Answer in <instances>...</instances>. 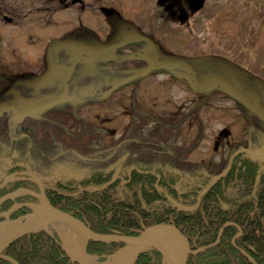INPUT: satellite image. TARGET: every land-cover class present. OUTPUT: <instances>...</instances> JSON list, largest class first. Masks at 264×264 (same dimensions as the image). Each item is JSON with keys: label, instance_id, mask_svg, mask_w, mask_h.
Masks as SVG:
<instances>
[{"label": "rangeland", "instance_id": "1", "mask_svg": "<svg viewBox=\"0 0 264 264\" xmlns=\"http://www.w3.org/2000/svg\"><path fill=\"white\" fill-rule=\"evenodd\" d=\"M19 1L23 2L19 4L22 7L21 12L15 13L13 17V20L17 21L16 25H5L0 22V64L2 63L3 68L7 69L3 73L5 76L14 75L15 72L27 77L32 73L41 76L61 75L64 68L58 63L49 65L12 62L15 59L34 60L35 55L43 52L49 34H58L61 30L68 33L77 29L84 30L79 25L82 22L85 27H90L100 36L101 48L119 39L131 42L134 34L137 35L136 39L141 35L147 43L143 46L132 44L134 50L130 47L131 50L126 52L124 58L142 63H77L76 65L70 63L69 75L78 77L97 75L107 83L97 82L100 78L91 79L90 89L84 90L86 92L82 100L83 110L79 117L85 122L81 118L74 117H71V121L69 115L64 114H49L51 115L49 116L45 113L47 110L43 108L37 110L31 106L19 107L14 111L3 110L0 114V124L10 113V118L13 116L19 123V133L21 128L27 130L30 128L36 135L31 131L30 139L26 134L21 133L19 136L16 134L20 137L18 147L0 150V178L4 176V166L9 160L2 156L4 154L9 157L13 154L15 161L18 160L21 166L41 175L49 182L56 178L66 180L65 176L71 174L78 176L83 169L90 167V162L81 154V150L86 149V144L90 140L89 130H85V123L89 124L90 128L95 124L107 128L111 124V136L107 138L111 139V165L118 163L123 165L129 152L131 156L140 153L146 144L145 141L149 140L155 142L161 139L169 149L177 145L185 148V154H188L189 152L186 151L190 147L194 148V142H197L198 146L212 143L215 140L214 136H217L221 129L229 132L223 140L233 142L236 134L238 135L241 130L258 131L260 134L258 150H264V124L254 119L249 112L244 111V114L240 112L236 108V99L229 97L221 102L216 100L215 106L218 108L212 110V113L209 110L208 113L212 115L207 118L205 116L208 113L202 109L195 113L190 110L192 99H197L199 96L189 90V80L183 83L170 79L171 75L179 74V70L182 69L180 61L192 68L198 88L207 77L227 79L223 69L232 70L235 66L236 70H241L238 75L233 74L241 85L242 94H240L251 103L245 93L256 91L254 87H257V84L252 86L256 82V76L264 80V0H202L199 8L193 7L190 0H81L82 5L85 6L81 15L76 14H79L77 3L69 4L66 11L55 13L53 20L62 21L58 26H45V15L37 9L40 5L37 0ZM68 3H71L70 0ZM107 50L110 51L109 48ZM156 58L158 63L177 61L178 67L168 65L164 69L169 71V74H157L159 68H147ZM38 59H43V54ZM227 63L233 65L226 66ZM184 69L187 70L186 75H191L187 65ZM140 70L144 72L142 77L131 79L133 74ZM21 77L19 76L18 90L14 92L10 85L7 86L6 83L0 85V87L6 85L0 88V107L16 103L17 94L21 97L30 95L28 100L33 101L32 92L40 87L37 92L43 91L44 84L42 86L37 84L31 89L32 84L29 79H21ZM123 78L136 85L122 84L114 93V84ZM228 79L231 80L232 76ZM109 81L111 108L107 109L106 105L99 106L93 101L96 98L106 100ZM160 82L167 84L163 87ZM262 87L264 88V84ZM44 96L47 95H42ZM40 102L42 103L38 104V107L45 105L43 101ZM252 104L255 105L256 102ZM219 105L221 108L224 106V111L220 112L223 109L219 108ZM194 117L193 126H187L188 121ZM199 118L201 124L205 126L201 125L203 131L198 129ZM64 123L66 126L62 125ZM178 123L183 126L177 132L175 124ZM205 124L208 126L206 127ZM130 125H132L131 129L128 130ZM141 126L147 129L149 134L144 139H141L137 133ZM105 134H107L106 130ZM6 139L7 137L0 134V145L4 143L6 147L7 143L9 144ZM105 145L106 142L100 144L99 148ZM229 151L230 149L225 155ZM151 156L155 160H162L159 156ZM203 157L204 155H199L195 151V157H192L191 161L195 160L199 163L202 162L200 160H203ZM54 227L67 244V248L75 247L77 243L75 232L65 231V226L61 224H54ZM15 233H11V236ZM126 260V254L114 255L101 264H125Z\"/></svg>", "mask_w": 264, "mask_h": 264}, {"label": "flooded vegetation", "instance_id": "2", "mask_svg": "<svg viewBox=\"0 0 264 264\" xmlns=\"http://www.w3.org/2000/svg\"><path fill=\"white\" fill-rule=\"evenodd\" d=\"M14 2V1H6V0H0V22L4 23L5 25H16L17 21L13 20L14 14H18L21 12L22 7L19 6V4L23 1ZM40 5L38 6V10L42 11L45 15V26H58L61 24L62 21H55L54 15L57 12L66 11L69 4H79V14L81 15L84 9V5H82V1H73L70 0L71 3H68V0H37ZM43 15V16H44ZM6 16L10 19L8 20ZM61 19V18H60ZM81 27H83V22L79 23ZM84 30H73L71 32H64L61 30L58 34H49L45 46L43 48V52L37 54L34 56V60L29 59H15L12 63H53V64H60L64 68V72L61 73V75H54V76H41L37 75L36 73H32L28 77L25 75H19V72H15L14 75L10 76H4L1 75L0 77V85L3 83L8 86L10 85V88L14 92V90H18V82L19 76H22L21 79H29V82L32 84V87L37 86V84L43 85V91L37 92L33 91L32 94V100L29 101L27 106L34 107L33 109L41 110H47L45 113L49 114H64L69 116H76L79 118V115L82 113V106H83V96H84V90L90 89V80L99 78L97 75L95 76H73L69 75L70 70V63L75 65L77 63H132L130 60H121L115 59V56H117L119 53L118 49L126 43V40L119 39L117 42L110 43L107 45V47L110 48L109 52H106L107 47L101 48L100 45V38L97 33H95L90 28H82ZM48 33V32H47ZM14 48V46L12 47ZM117 50V51H116ZM41 54H43V59H38ZM32 55V54H31ZM37 57V59H35ZM133 63H142L134 61ZM177 63L169 64V66L178 67L175 65ZM182 64L181 70H179V74L176 76L171 77V80H181L186 82L189 78L188 75H186L187 70L184 69V67L188 66V71L190 74L193 73L192 68L187 63H179ZM150 65V66H149ZM149 67H152L154 69L164 67V63H161L160 66L158 64V60L154 59L151 64H149ZM175 65V66H174ZM227 65H231V63H227ZM226 65V66H227ZM0 67L4 70V65L1 63ZM232 68V67H229ZM224 74L227 76V79L222 78H214V77H207L205 78L204 82L202 83L201 87L197 88L195 86V76H194V88L192 86V82L190 83V86L193 88V93H197V96H200L199 99H192V102L190 103V110L191 112L195 113L196 111H200L201 109L204 110L206 113L210 110L212 113V110L215 111L218 106H215L216 100H219L220 102L226 99L229 95L232 96H238V93L242 94L241 85L239 84L238 79L236 80L235 77H233V74L237 75L241 73V70H236L232 68L230 69H223ZM18 71V68H17ZM72 71V70H71ZM143 71L140 70L139 72H135L133 74V78L142 77ZM183 73L185 75H183ZM3 74V73H2ZM232 76V82L228 79V77ZM193 78V75H192ZM100 83V80L97 81ZM14 83H16L14 85ZM123 82L120 81L119 85ZM125 83L130 84V82L125 81ZM105 84V83H104ZM107 84V83H106ZM6 85L1 86L0 88L5 87ZM163 86V85H162ZM46 92V93H45ZM107 95V106L108 108H111V82L109 81L108 90H106ZM30 93V92H29ZM94 91L91 92L93 94ZM247 97L252 101V99H259V95L261 94L262 100H264V91L256 92V91H249L245 93ZM18 98L21 96L17 94ZM42 95H47L42 97ZM202 95V97H201ZM24 99H29L30 95H23ZM29 96V97H28ZM28 97V98H27ZM40 101H43L45 103L44 106L38 107V104L42 103ZM74 101V102H73ZM244 102V101H243ZM242 102V103H243ZM221 104V103H220ZM264 104V102H263ZM71 105V107H69ZM26 105H23L25 107ZM46 106V107H45ZM242 109L244 110L245 107L250 108L249 104L243 103L241 104ZM203 107V108H201ZM219 108L220 105H219ZM224 106L221 108L223 109ZM252 108V107H251ZM52 109V110H51ZM253 113L252 116L254 119L262 121L264 124V110H260L259 107L253 106ZM224 111L223 110H220ZM56 112V113H55ZM98 115V114H97ZM212 114L208 113L205 117L210 118ZM51 116V115H49ZM222 116V115H220ZM12 118V119H11ZM9 117L7 115L5 121L1 122L0 124V131L3 132V135L7 132L10 134L9 138L11 141H14L16 136L14 135L13 131L15 128V124L18 123L14 120L13 116ZM83 121L84 119L81 118ZM80 119V120H81ZM199 121V131L201 130V125L204 126V124H201L200 118ZM85 122V121H84ZM195 122V117L188 121L187 126L190 125L193 126ZM180 123V122H179ZM175 124L176 130L179 131L182 124ZM63 126H66V123L62 124ZM206 127L208 126L205 124ZM210 125V124H209ZM130 125L128 127V130L131 129ZM144 126V125H143ZM12 128L13 130H9ZM105 128V127H104ZM103 126L98 124L89 127V124L85 123V130H89L90 134V140L86 144V149L81 150V154L85 160L90 162V167L83 169L82 176L79 178L78 183L76 184L77 192L83 197L85 192L88 190V187L94 188L96 186H102L107 185L108 187H111V139H107L111 136V124L107 126V128L104 129ZM141 129L137 132L141 139H144L145 137H148L149 134L147 133L148 130L145 128L140 127ZM105 130L107 131V134H105ZM127 131V130H126ZM228 131L226 129H221L217 136H214L213 142H209L207 145L198 146L197 142H194V148L190 147L187 151L189 152L190 156L188 154H185V148H182L180 146H175L173 149H169L164 145L163 140H156L155 142L149 140L145 141L146 144L144 145L143 149L140 151V155L136 159H129L130 152L128 153L126 159L123 161L125 162H142L145 165H154V162H149L148 160H152L153 156L156 155L161 157L162 160H159L160 164L164 162L165 160H168L167 162L172 163V171L177 175L180 176V174L189 176L190 179L198 180L199 184L197 187H195L192 190V193L198 194L196 197V203L199 202L200 195L206 193L208 190H210L211 187L216 185L218 182L221 181V184H219L215 188H211L213 192L218 193L220 190H225L223 192L224 196L226 193L230 190L228 189V186L231 185H237L236 190L240 192L245 193H259L261 192L262 195H264V187H258L259 183L263 182L264 173H260V170L264 168V160L262 161H254L252 160V155L249 154L247 151H243L244 149H254L255 151H258V144L260 142V134L258 131H249L246 134L241 130L240 133L236 134L235 142L233 141H225L224 138L227 137ZM98 134L103 135L102 137ZM34 135L35 132H34ZM106 135V136H104ZM224 135V136H222ZM139 139V141L141 140ZM262 139V138H261ZM107 140V141H105ZM131 140V139H130ZM106 142L105 147L99 148V145H103ZM81 145V144H80ZM142 145V144H141ZM82 146V145H81ZM143 146V145H142ZM7 148H14L7 146ZM228 148V149H227ZM229 153L225 155V153L228 151ZM195 151L198 152L199 155H204L203 160H200L202 162H197L195 160L191 161L192 157H195ZM251 155V156H248ZM134 157L138 156L137 154L133 155ZM165 156V158L163 157ZM4 157V155H3ZM208 157V158H207ZM4 158L9 159L7 163H5L4 166V177L11 175L10 180L7 182L4 188L6 189L7 193L13 192L16 189H18V178L20 177L19 172L21 171L19 168L18 160L15 161V158L13 157V154L9 156H5ZM88 159V160H87ZM158 164V162H156ZM84 164V163H82ZM119 164V163H118ZM262 164V165H261ZM228 167V170L225 174L218 177L217 176L222 173L226 168ZM87 170V171H85ZM122 166L120 167V171H122ZM129 171L136 170L138 173L142 172L141 168H138L135 165H130L128 167ZM253 171V177H252V184L251 186H248L246 184L245 188V181H246V174ZM255 172V173H254ZM148 173H153L152 170H149ZM126 175V174H125ZM120 178H123L124 175H117ZM159 176V175H157ZM116 177V176H115ZM3 179V178H2ZM1 179V180H2ZM215 179V180H214ZM214 180V182L211 184L210 187L207 188V186ZM28 182V181H26ZM29 183V184H28ZM31 189L38 191L37 187L31 183L28 182ZM264 183V182H263ZM73 188L72 185H65L64 190L68 191ZM200 188V189H199ZM207 188V189H206ZM263 188V189H262ZM206 189L204 192L203 190ZM54 190V189H52ZM50 187L47 186L44 189V193L46 197H48V194L50 192ZM111 191V190H110ZM49 198V197H48ZM17 201V199H15ZM26 201H32L36 202L37 200L33 197H29ZM10 206L14 203V201H10ZM21 202V201H17ZM245 202V199H242L240 201L239 207H244L242 203ZM260 202V200H259ZM260 208H263V206H259ZM247 209H250L247 208ZM264 209V208H263ZM4 206H0V211H4ZM12 216V215H11ZM10 216V218H12ZM253 222H247L246 224H252ZM258 224L259 227H264V220H256L255 224ZM239 228L240 225L236 224ZM257 237H263L264 232L262 231H256ZM256 237V238H257Z\"/></svg>", "mask_w": 264, "mask_h": 264}, {"label": "trees", "instance_id": "3", "mask_svg": "<svg viewBox=\"0 0 264 264\" xmlns=\"http://www.w3.org/2000/svg\"><path fill=\"white\" fill-rule=\"evenodd\" d=\"M167 167L170 166H151L153 173L140 167L142 172L133 170L124 178L114 177L111 172V187L89 188L82 197L74 186L67 195L53 190L49 198L54 206L85 220L98 233L135 235L144 227L173 221L190 247L196 250L186 264H264V236L257 237L255 233L264 232V227L255 224L256 220H264V195L239 193L237 185H227L230 190L224 196L225 190L215 193L211 189L221 184L220 181L200 195L196 203L198 194L192 190L199 181L183 174L177 176ZM260 173L262 175L264 170ZM244 174L246 188V184H252L253 171ZM262 180L264 182V177ZM263 182L258 187H264ZM22 185L26 183L18 182V186ZM5 192L6 189L0 190V195ZM242 199H245L244 207H239ZM10 203H4V208ZM261 205L263 208L259 207ZM25 212L26 209H22L13 216ZM250 221L253 223L246 224ZM225 223L230 224L223 229L219 241L209 246L216 241ZM234 224H239L241 229V235L236 238L238 229ZM120 246L89 240L87 251L105 260ZM3 254L10 260L0 257V264H78L67 256L57 240L42 230L14 237ZM135 264H162V257L156 250L149 249L139 255Z\"/></svg>", "mask_w": 264, "mask_h": 264}, {"label": "water", "instance_id": "4", "mask_svg": "<svg viewBox=\"0 0 264 264\" xmlns=\"http://www.w3.org/2000/svg\"><path fill=\"white\" fill-rule=\"evenodd\" d=\"M201 3H202V0H190V4L195 8H199ZM6 108L8 109L11 107H6ZM256 156H263V155L256 154ZM29 179L36 181L39 184V187L41 189L40 194H34V196L37 199H39L40 202L38 204H32L31 213L26 214L14 220L0 222V231L8 225L16 224V223H23V225L26 226V229L22 232L23 233L32 232L35 229L29 228L26 225L25 221L33 220L36 218V216H39L40 214L46 212L48 214V217L47 219H45L44 225L40 228L46 227L52 221H58V222H63L69 225L76 232H78L81 236H83L84 240H83V249H82L81 257L73 258L79 264H83L82 257L86 254L87 242L89 239H92L97 242H104V243H111V244H115V243L123 244L124 245L123 249L127 250L129 253V259L126 264H134L140 252L146 248H155L162 255L166 264H186L189 253H190L189 244H188L187 239L179 232V230L174 224H171V223L156 224V225L145 228L144 230L139 232V234L136 236L98 234V233L93 232L83 221L50 205L49 202L44 198L42 185L38 177L31 175ZM5 182L6 180L0 184V187L3 186ZM16 194L17 192L6 195L5 197L0 199V203L8 199H11ZM22 205H28V204L25 203V204L18 205L16 209L9 210L6 213H1L0 217L6 216L14 212L18 208H20ZM167 230H170L172 232V236L169 239V241L163 242L154 236V234H157L159 232H164ZM173 242H176L179 244V249L176 250L174 259L171 258L166 248L167 244L172 245Z\"/></svg>", "mask_w": 264, "mask_h": 264}, {"label": "bare ground", "instance_id": "5", "mask_svg": "<svg viewBox=\"0 0 264 264\" xmlns=\"http://www.w3.org/2000/svg\"><path fill=\"white\" fill-rule=\"evenodd\" d=\"M45 217L46 215H39L37 216V218L35 220H39V225H42V223H44L45 221ZM38 222V221H37ZM39 225H29L30 227H36V226H39ZM26 226L23 225V224H15V225H12L10 226L8 229L5 230V232H3V234L0 236V241L2 240L3 237H6V236H9L11 231H19V230H22V229H25ZM154 236L158 239H161L163 234L161 233H157V234H154ZM166 237H170V235L168 234ZM164 237V238H166ZM83 236H81L80 234H78L77 236V243H76V246L74 247L73 250H71V254L73 256H79L81 254V250H82V245H83ZM176 248L178 249L179 246L176 242H173L171 246H169L168 250L169 252L171 253V256L173 257V254H174V249L173 248ZM83 264H97L96 261L92 258V257H89V256H86L84 257L83 259Z\"/></svg>", "mask_w": 264, "mask_h": 264}]
</instances>
